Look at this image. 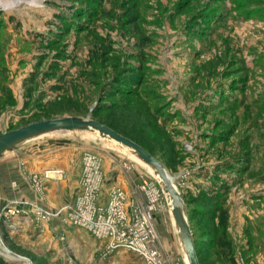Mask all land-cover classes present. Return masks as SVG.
Here are the masks:
<instances>
[{"label":"rangeland","instance_id":"374dc122","mask_svg":"<svg viewBox=\"0 0 264 264\" xmlns=\"http://www.w3.org/2000/svg\"><path fill=\"white\" fill-rule=\"evenodd\" d=\"M65 117L110 119L146 142L183 197L200 264H264V0L0 5V134ZM27 149L70 166L92 153L147 181L160 195V247L187 264L168 197L142 161L85 131L42 135L0 158ZM5 220L0 258L63 264Z\"/></svg>","mask_w":264,"mask_h":264},{"label":"crops","instance_id":"0c3cea01","mask_svg":"<svg viewBox=\"0 0 264 264\" xmlns=\"http://www.w3.org/2000/svg\"><path fill=\"white\" fill-rule=\"evenodd\" d=\"M30 151L18 150L0 158L2 206L13 201H26L45 209L58 210L64 205L73 204L82 192L83 155L79 162L70 166L66 163L61 164V158L51 163L43 150L38 149L32 153ZM113 164L103 161L104 180L98 203L102 206L107 205L111 190L115 187L126 191L130 201L143 203L145 195L141 191L142 181L135 177L123 176L121 171H117L121 166ZM46 171H58L59 174H53L51 178L46 179L42 191L37 192L31 177L42 175ZM14 223L16 238L25 244L57 250V257L61 255L63 264H68L70 260H72L70 264H128L134 259L126 252L117 253L109 259L103 258V241L81 228L65 225L61 219L38 223L32 214L28 217H18Z\"/></svg>","mask_w":264,"mask_h":264},{"label":"built area","instance_id":"2783aa9c","mask_svg":"<svg viewBox=\"0 0 264 264\" xmlns=\"http://www.w3.org/2000/svg\"><path fill=\"white\" fill-rule=\"evenodd\" d=\"M82 165V192L73 204L50 210L26 201H13L0 209V222L6 217L8 220L4 223L7 229H15L14 221L18 217L34 214L38 223L61 219L65 225L81 228L103 241V258L109 259L117 253L126 252L134 257L129 264H174L160 247L154 230L153 215L157 210L159 193L143 181L141 191L145 201L135 203L130 201L126 191L115 187L107 205L102 206L98 203L104 180L102 160L98 155L85 153ZM53 174L59 172L46 171L42 175H33L34 189L41 192L45 180Z\"/></svg>","mask_w":264,"mask_h":264},{"label":"water","instance_id":"95a60500","mask_svg":"<svg viewBox=\"0 0 264 264\" xmlns=\"http://www.w3.org/2000/svg\"><path fill=\"white\" fill-rule=\"evenodd\" d=\"M83 130L96 131L99 134L132 149L137 153L140 160L155 168L157 174L162 180L161 187L163 193L168 194L171 199L172 215L175 224L178 227V235L187 257V261L189 264H200L196 242L189 220L185 214L183 197L174 184L173 179L167 173L163 163L154 158L139 144L119 134L108 126L91 118L80 117H65L35 122L19 129L0 134V155L12 151L24 142L41 135L55 132H74Z\"/></svg>","mask_w":264,"mask_h":264},{"label":"bare ground","instance_id":"6f19581e","mask_svg":"<svg viewBox=\"0 0 264 264\" xmlns=\"http://www.w3.org/2000/svg\"><path fill=\"white\" fill-rule=\"evenodd\" d=\"M24 1H26V0H14V2H13V0H0V5L3 6L4 8H7V7L11 6L12 4H14V5H19V4L23 3ZM83 131H85L87 134H89V135H90L91 137H93V138H101L105 143H107V144H109V145H111V146H115V147H117V148H119V149H122L123 151L127 152L132 158H134L135 160H137L138 162H141V161H142V160H140V159L138 158L137 153H136L135 151H133L132 149L127 148V147L123 146L122 144L117 143V142H115V141L109 139L108 137L99 134V133L96 132V131H93V130H83ZM46 135H47V134H46ZM41 136H42V135H41ZM38 137H39V136H38ZM36 138H37V137H36ZM33 139H34V138H33ZM31 140H32V139H31ZM28 141H30V140H28ZM24 143H25V142H24ZM6 153H7V152H6ZM6 153H5V154H6ZM2 155H4V154H2ZM2 155H0V156H2ZM142 162H143V161H142ZM142 162H141V163H142ZM142 164L145 165L146 167H148L149 170L153 173V175L159 180L160 184H162V180L160 179L159 175L157 174L155 168H154L153 166H150V165L144 163V162H143ZM166 195H167L168 200H169L170 205H171V199L169 198L168 194H166ZM171 207H172V205H171ZM172 218H173V217H172ZM173 222H174V224H175L174 219H173ZM175 226H176V224H175ZM176 228H177V231H178V227H177V226H176ZM181 246H182V244H181ZM6 252H7V250H6ZM186 261H187V259H186ZM187 264H189L188 261H187Z\"/></svg>","mask_w":264,"mask_h":264},{"label":"trees","instance_id":"16d2710c","mask_svg":"<svg viewBox=\"0 0 264 264\" xmlns=\"http://www.w3.org/2000/svg\"><path fill=\"white\" fill-rule=\"evenodd\" d=\"M128 91H129L128 95L132 98H136L139 96V94L137 92H134L132 90H128ZM97 111H98V108H95L93 110V113H96ZM104 124L107 125L108 127H110L111 129L115 130L116 132L120 133L121 135L132 139L133 141H135L136 143H138L139 145H141L145 149H148L146 146V142L142 138L134 136L135 133H133L132 131H129L127 126L124 127V126H120L119 124H115V122H111L110 119L105 121ZM227 241L228 240H226V242L222 243V245L227 244ZM212 242L215 243V241H212ZM0 264H9V263H7L3 258H0Z\"/></svg>","mask_w":264,"mask_h":264}]
</instances>
